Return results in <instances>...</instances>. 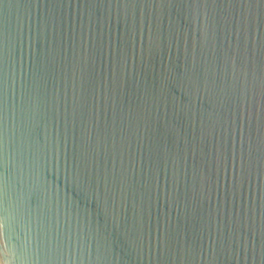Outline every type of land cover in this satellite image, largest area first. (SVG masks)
<instances>
[{"label":"water","instance_id":"obj_1","mask_svg":"<svg viewBox=\"0 0 264 264\" xmlns=\"http://www.w3.org/2000/svg\"><path fill=\"white\" fill-rule=\"evenodd\" d=\"M0 264H264V0H0Z\"/></svg>","mask_w":264,"mask_h":264}]
</instances>
